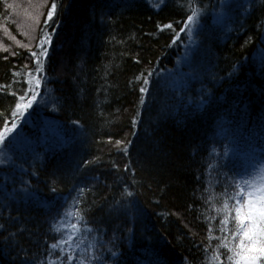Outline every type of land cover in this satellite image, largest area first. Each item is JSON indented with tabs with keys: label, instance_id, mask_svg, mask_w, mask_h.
Listing matches in <instances>:
<instances>
[{
	"label": "trees",
	"instance_id": "trees-1",
	"mask_svg": "<svg viewBox=\"0 0 264 264\" xmlns=\"http://www.w3.org/2000/svg\"><path fill=\"white\" fill-rule=\"evenodd\" d=\"M189 4L0 0V127L49 39L0 149V264H227L224 181L264 163V0H194L191 36ZM77 197L87 223L52 251Z\"/></svg>",
	"mask_w": 264,
	"mask_h": 264
},
{
	"label": "snow or ice",
	"instance_id": "snow-or-ice-1",
	"mask_svg": "<svg viewBox=\"0 0 264 264\" xmlns=\"http://www.w3.org/2000/svg\"><path fill=\"white\" fill-rule=\"evenodd\" d=\"M193 5L194 0H190L189 14L184 29H182L189 36L193 34V28L198 25L201 15V10ZM55 10L56 4L53 3L47 13L48 20L52 19ZM166 27L171 28L172 26L169 24ZM48 42V35L45 34V37L39 42V51L30 53L36 64L35 74L29 72V79L26 81L29 86L19 93L10 117H5L2 127H0V149H7L13 141L17 140L19 133H16V136H13L11 140L8 137L16 131L18 121L24 117L25 113L33 107L34 103H38V98L41 96L39 89L42 81L40 76L43 70L42 58L47 56V49L44 48V45ZM151 75L152 72L149 71L147 76ZM143 82L149 83L147 78ZM140 91L143 93L146 89L142 87ZM116 144L120 145L121 141H116ZM123 151L126 152L127 148H124ZM11 159V156L7 157V160ZM6 162V160H0V165H4ZM256 169L254 174L249 173L239 180L233 175L224 181L221 205L216 211L222 214L219 219V232L221 233L219 239L222 241L220 247L226 249L224 256L227 264H264V163H258ZM125 170L127 171V169ZM51 190L57 191L54 186ZM84 191L85 189H80L81 193ZM126 195L132 196L133 194L126 190ZM80 203L81 200L77 197L73 200L70 210L66 209L64 218L71 217V230L67 238H60L56 243L50 245L52 251L58 248L63 251L60 246L73 240L74 235L80 232L81 225L87 223L86 209L79 207ZM73 258L71 254H68L67 260L63 264H71ZM92 259L95 260L96 257L93 256ZM212 259L224 264L219 253L213 255ZM48 264H57V260L49 259ZM80 264H85V261L81 260Z\"/></svg>",
	"mask_w": 264,
	"mask_h": 264
},
{
	"label": "rangeland",
	"instance_id": "rangeland-1",
	"mask_svg": "<svg viewBox=\"0 0 264 264\" xmlns=\"http://www.w3.org/2000/svg\"><path fill=\"white\" fill-rule=\"evenodd\" d=\"M222 14H219V17L221 16Z\"/></svg>",
	"mask_w": 264,
	"mask_h": 264
}]
</instances>
